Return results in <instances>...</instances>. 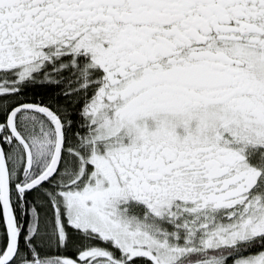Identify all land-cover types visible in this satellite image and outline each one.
<instances>
[{
  "label": "snow or ice",
  "instance_id": "6c2138e0",
  "mask_svg": "<svg viewBox=\"0 0 264 264\" xmlns=\"http://www.w3.org/2000/svg\"><path fill=\"white\" fill-rule=\"evenodd\" d=\"M0 264H264V0H0Z\"/></svg>",
  "mask_w": 264,
  "mask_h": 264
}]
</instances>
